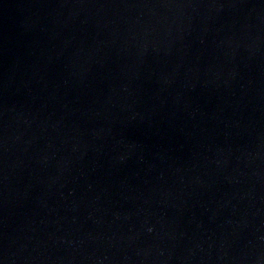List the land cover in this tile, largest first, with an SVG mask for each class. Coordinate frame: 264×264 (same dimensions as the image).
Returning <instances> with one entry per match:
<instances>
[{
  "label": "water",
  "instance_id": "water-1",
  "mask_svg": "<svg viewBox=\"0 0 264 264\" xmlns=\"http://www.w3.org/2000/svg\"><path fill=\"white\" fill-rule=\"evenodd\" d=\"M0 264H264V0H0Z\"/></svg>",
  "mask_w": 264,
  "mask_h": 264
}]
</instances>
